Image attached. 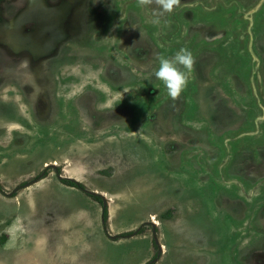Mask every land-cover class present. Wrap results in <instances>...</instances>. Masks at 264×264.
<instances>
[{"label": "rangeland", "instance_id": "rangeland-1", "mask_svg": "<svg viewBox=\"0 0 264 264\" xmlns=\"http://www.w3.org/2000/svg\"><path fill=\"white\" fill-rule=\"evenodd\" d=\"M154 10L0 0V264H264V0Z\"/></svg>", "mask_w": 264, "mask_h": 264}, {"label": "clouds", "instance_id": "clouds-1", "mask_svg": "<svg viewBox=\"0 0 264 264\" xmlns=\"http://www.w3.org/2000/svg\"><path fill=\"white\" fill-rule=\"evenodd\" d=\"M181 3V0H137L141 7L156 5L153 11L151 23L158 25L161 17L172 13ZM195 64V58L187 48L179 49L173 57L159 56V67L154 75L166 88L167 95L172 99H178L188 85L189 76Z\"/></svg>", "mask_w": 264, "mask_h": 264}, {"label": "trees", "instance_id": "trees-1", "mask_svg": "<svg viewBox=\"0 0 264 264\" xmlns=\"http://www.w3.org/2000/svg\"><path fill=\"white\" fill-rule=\"evenodd\" d=\"M63 183L70 185L72 187L83 189V185L78 183L77 181L71 180V179H63ZM99 200H102L101 197H96ZM108 216V209L107 207L104 208V218L106 219Z\"/></svg>", "mask_w": 264, "mask_h": 264}, {"label": "bare ground", "instance_id": "bare-ground-1", "mask_svg": "<svg viewBox=\"0 0 264 264\" xmlns=\"http://www.w3.org/2000/svg\"><path fill=\"white\" fill-rule=\"evenodd\" d=\"M27 15V14H26ZM25 15V16H26ZM44 23V22H43ZM53 23V22H52ZM40 24V23H39ZM1 27V26H0ZM11 27V26H10ZM4 28V27H3ZM11 29H13V28H11ZM32 30V29H31ZM21 31V30H20ZM7 33H8V31H6ZM10 32V31H9ZM4 34V33H3ZM11 35V34H10ZM15 35V34H14ZM9 36V35H8ZM8 36H7V39H8ZM10 37V36H9ZM14 37V36H13ZM11 39H12V37H10ZM8 40H10V39H8ZM12 41V40H11ZM17 44V43H16ZM16 44H15V47H16ZM14 45V44H13ZM20 45H22V44H20ZM17 46H19V44L17 45ZM21 48V47H20ZM18 50H21L22 51V49H18ZM16 52H17V50H16ZM19 52V51H18ZM156 221V220H155ZM155 223V222H154ZM158 224V223H157Z\"/></svg>", "mask_w": 264, "mask_h": 264}, {"label": "water", "instance_id": "water-1", "mask_svg": "<svg viewBox=\"0 0 264 264\" xmlns=\"http://www.w3.org/2000/svg\"><path fill=\"white\" fill-rule=\"evenodd\" d=\"M63 179V178H62ZM71 180H73V179H71ZM74 181H76V180H74ZM86 191V190H85ZM87 193H89L90 195H97V193H94V192H89V191H86ZM106 205V204H105Z\"/></svg>", "mask_w": 264, "mask_h": 264}, {"label": "flooded vegetation", "instance_id": "flooded-vegetation-1", "mask_svg": "<svg viewBox=\"0 0 264 264\" xmlns=\"http://www.w3.org/2000/svg\"><path fill=\"white\" fill-rule=\"evenodd\" d=\"M62 181H63V179H62ZM93 196V195H92Z\"/></svg>", "mask_w": 264, "mask_h": 264}]
</instances>
